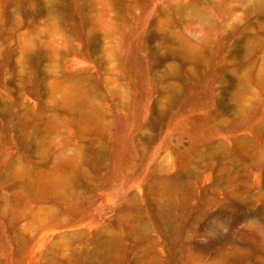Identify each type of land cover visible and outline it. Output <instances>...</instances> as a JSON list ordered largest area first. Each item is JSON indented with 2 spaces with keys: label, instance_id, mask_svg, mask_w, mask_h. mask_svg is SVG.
<instances>
[{
  "label": "rangeland",
  "instance_id": "obj_1",
  "mask_svg": "<svg viewBox=\"0 0 264 264\" xmlns=\"http://www.w3.org/2000/svg\"><path fill=\"white\" fill-rule=\"evenodd\" d=\"M0 264H264V0H0Z\"/></svg>",
  "mask_w": 264,
  "mask_h": 264
},
{
  "label": "bare ground",
  "instance_id": "obj_2",
  "mask_svg": "<svg viewBox=\"0 0 264 264\" xmlns=\"http://www.w3.org/2000/svg\"><path fill=\"white\" fill-rule=\"evenodd\" d=\"M184 56L185 57H192L194 56V51L191 48L184 49Z\"/></svg>",
  "mask_w": 264,
  "mask_h": 264
}]
</instances>
